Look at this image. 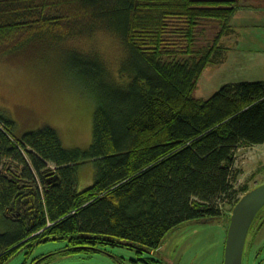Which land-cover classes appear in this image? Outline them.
<instances>
[{
    "label": "trees",
    "instance_id": "obj_1",
    "mask_svg": "<svg viewBox=\"0 0 264 264\" xmlns=\"http://www.w3.org/2000/svg\"><path fill=\"white\" fill-rule=\"evenodd\" d=\"M236 10V0H0V54L103 28L121 39L119 77L128 78L117 85L97 58L82 62L96 70L86 150L63 147L49 126L16 137L0 115V264L51 240L66 254L141 255L185 222L226 214L249 188L235 186V149L264 141V80L225 83L207 99L193 90ZM201 19L218 28L194 48ZM86 160L94 181L78 190Z\"/></svg>",
    "mask_w": 264,
    "mask_h": 264
},
{
    "label": "rangeland",
    "instance_id": "obj_2",
    "mask_svg": "<svg viewBox=\"0 0 264 264\" xmlns=\"http://www.w3.org/2000/svg\"><path fill=\"white\" fill-rule=\"evenodd\" d=\"M236 5L231 32L221 37V50L197 80L196 98L207 99L225 83L264 80V0H236ZM217 28L215 20L201 19L194 48L209 43ZM125 53L121 39L103 28L58 42L38 39L18 51L1 53L0 115L14 121L16 137L49 126L63 147L86 150L92 140L97 102L95 81L89 73L96 70L81 65H89L87 58H97L109 79L120 85L128 81L119 77ZM256 147L244 145L236 151L235 166L241 171L236 186L264 182V151ZM76 168L77 189L90 186L95 176L93 161L80 162ZM230 207L224 205L226 214L214 221H190L171 229L157 250L141 255L124 247L66 254L63 241L51 240L38 243L28 255L24 250L17 252L4 264H156L148 257L163 264H222ZM260 213L262 218L264 207ZM257 218L247 233L241 264H264V220L260 223ZM3 230L0 218V232Z\"/></svg>",
    "mask_w": 264,
    "mask_h": 264
},
{
    "label": "water",
    "instance_id": "obj_3",
    "mask_svg": "<svg viewBox=\"0 0 264 264\" xmlns=\"http://www.w3.org/2000/svg\"><path fill=\"white\" fill-rule=\"evenodd\" d=\"M263 207L264 182L249 187L234 203L229 214L223 249V264H241L247 233ZM263 220L264 216L259 219L260 223Z\"/></svg>",
    "mask_w": 264,
    "mask_h": 264
},
{
    "label": "built area",
    "instance_id": "obj_4",
    "mask_svg": "<svg viewBox=\"0 0 264 264\" xmlns=\"http://www.w3.org/2000/svg\"><path fill=\"white\" fill-rule=\"evenodd\" d=\"M259 145H264V141L262 142V143H260V144H255V145H252V146H257L256 148L257 149H262V151H264V147H261L260 148V146ZM241 147V146H240ZM240 147H238V148H236L235 149V151H234V154H233V158H234V166H235V161H236V151L240 148ZM241 174V173H240ZM239 180H240V178H239V175L237 176V179H236V183H239ZM246 184V183H245ZM257 183H254V185H256ZM248 185V184H247ZM253 185V186H254ZM236 186V185H235ZM240 186V185H239ZM249 186V185H248Z\"/></svg>",
    "mask_w": 264,
    "mask_h": 264
},
{
    "label": "flooded vegetation",
    "instance_id": "obj_5",
    "mask_svg": "<svg viewBox=\"0 0 264 264\" xmlns=\"http://www.w3.org/2000/svg\"><path fill=\"white\" fill-rule=\"evenodd\" d=\"M244 253H246V252H245V245H244V249H243V253H242V258H243V256H244ZM157 264H163V263H161V262L158 261ZM222 264H223V260H222Z\"/></svg>",
    "mask_w": 264,
    "mask_h": 264
}]
</instances>
